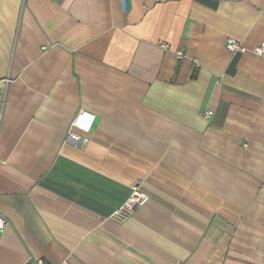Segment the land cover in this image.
I'll return each mask as SVG.
<instances>
[{
  "label": "crops",
  "instance_id": "obj_1",
  "mask_svg": "<svg viewBox=\"0 0 264 264\" xmlns=\"http://www.w3.org/2000/svg\"><path fill=\"white\" fill-rule=\"evenodd\" d=\"M263 40L264 0H0V264H264Z\"/></svg>",
  "mask_w": 264,
  "mask_h": 264
},
{
  "label": "built area",
  "instance_id": "obj_2",
  "mask_svg": "<svg viewBox=\"0 0 264 264\" xmlns=\"http://www.w3.org/2000/svg\"><path fill=\"white\" fill-rule=\"evenodd\" d=\"M121 1L125 9L128 10L130 0H121ZM225 47L227 50H229L232 53L246 51L244 45L240 41H237L236 39L233 38H228L226 40ZM253 52L258 55L264 56V40L259 46L253 49ZM178 55L179 57H181L182 53H179ZM209 114H211V112H209ZM80 118H82V115L80 116ZM72 136L76 137V134H72ZM148 200H149L148 193L144 191L139 185H133L131 187V192L129 197L120 207H118V209L114 211V213L112 214V218L118 221H123L127 219L135 211L137 207L146 204ZM6 224H7V219L5 218L4 215L0 213V233L5 229ZM35 264H51V263L47 262L44 259H37ZM60 264H71V263L65 260Z\"/></svg>",
  "mask_w": 264,
  "mask_h": 264
}]
</instances>
